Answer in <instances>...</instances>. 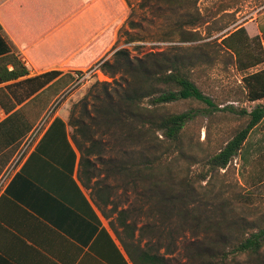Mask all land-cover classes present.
<instances>
[{"label":"trees","instance_id":"obj_1","mask_svg":"<svg viewBox=\"0 0 264 264\" xmlns=\"http://www.w3.org/2000/svg\"><path fill=\"white\" fill-rule=\"evenodd\" d=\"M165 1L180 5L198 0ZM218 1L213 13H196L185 21L182 32L194 37L192 40L195 41L204 39L197 31L200 27H208L219 14L229 15L228 11L244 0ZM26 2L10 0L1 11L14 13L15 7L19 8ZM92 2L79 1L68 14L77 13ZM109 8V20H113V8ZM66 17L54 25H59ZM113 29L112 25L97 40L108 35L109 45ZM259 31L261 38L249 39L244 28L238 26L215 39L219 41L217 45L220 49L233 56L234 66L242 74V98L248 103H257L251 110H236L231 105L219 108L194 80L195 59L165 53L131 57L127 48H121L110 59L102 61L103 58H100L95 62L102 51L83 67L88 69L102 61L99 70L113 81H120L116 102L109 99L102 107L96 108L95 114L100 122L97 118H89L85 96L79 102L81 111L77 118L74 113L78 104L71 107L66 124L55 117L47 130L46 133L59 127L65 132L66 125L70 127L71 139L81 153L80 161L87 180L102 176L105 181L109 176L123 174L130 181L135 178V181L150 185L152 190L148 199L154 206L148 210L147 216H158L161 220L158 226L153 222L140 225L137 216L143 213L138 210H130L127 206L117 210V205L110 200L112 188L102 185V190L107 192L102 203L112 205V213H116L115 231L120 229L117 234L121 236L125 251L134 264H264V215L255 204L264 196L252 190L246 191L236 182L226 181L234 173V158L251 131L264 120V104L258 103L264 101V67L249 72L264 64L262 24ZM48 32H43L35 41ZM134 48H138L137 45ZM8 66L12 67L10 71ZM80 71L63 73L51 70L12 84L16 88H26L28 100L18 109L15 107L23 103V99L8 107L0 99V107L7 114L0 122V140L4 141L0 145V174L34 124L71 91L74 74ZM26 75L28 70L20 53L3 35L0 26V83ZM185 103L190 104L187 111L173 112L168 108L169 105ZM199 105L208 114L220 111L244 118L245 126L238 129L218 151L197 153L198 146L188 137L187 126L198 117ZM86 118L91 121L88 126L84 124ZM101 125L121 133L118 138L124 148L132 147L120 152L122 160L109 158L106 161L103 158L106 149L94 139L91 128L99 129ZM136 147L138 150H133ZM260 156L264 159V153ZM98 163L104 167L103 170H98ZM98 185V181L94 183V186ZM254 185V188L264 187V179ZM174 217L177 226L169 230L168 227L174 223L167 222ZM178 229L182 233L180 243L174 239L176 234H181Z\"/></svg>","mask_w":264,"mask_h":264},{"label":"crops","instance_id":"obj_2","mask_svg":"<svg viewBox=\"0 0 264 264\" xmlns=\"http://www.w3.org/2000/svg\"><path fill=\"white\" fill-rule=\"evenodd\" d=\"M9 1L0 0V26L3 35L20 53L28 75L0 83V99L7 107L23 99V103L16 105L18 109L28 100L26 88L12 84L51 70L63 73L84 70L65 67L70 57L59 62L60 57L53 58L52 54L57 56L64 51L63 56L74 57L76 50L71 53L66 50L69 42L87 37L78 47L84 51L115 22L109 20V15L103 21L99 17L111 11L108 0L101 11L96 8L101 0H93L74 14L68 12L82 0L41 1L43 6L49 5L46 12L37 9V0H27L10 14L1 11ZM90 11L95 14L93 23L90 18L89 22L82 18ZM65 16L63 22L54 25ZM45 31L49 32L35 41ZM115 31L114 28L110 44L95 62L112 45ZM6 116L0 107V122ZM55 117L67 123L66 116L55 113ZM3 143L0 140V145ZM80 159L70 127L66 125L65 132L55 127L44 134L8 181L0 192V264H134L117 234L120 229L115 231L116 213H112V205L102 203L106 190L100 184L94 186L98 177L87 180Z\"/></svg>","mask_w":264,"mask_h":264},{"label":"rangeland","instance_id":"obj_3","mask_svg":"<svg viewBox=\"0 0 264 264\" xmlns=\"http://www.w3.org/2000/svg\"><path fill=\"white\" fill-rule=\"evenodd\" d=\"M41 1L37 5V9H42L46 12L49 5L43 6ZM106 0H101L97 5V9L102 10ZM112 6V13L115 15L113 28H115V36L112 45L107 52L101 57L102 60H108L112 54L121 48H127L131 57L141 58L149 53H165L173 55H183L197 61L195 67L194 80L200 90L209 96L219 108H225L231 105L234 109L251 110L257 103H248L241 96V76L235 66L233 56L217 45L219 41L215 39L222 34L232 31L238 26L244 28L245 34L249 39L261 38L259 25L264 26V0H244L236 8L233 7L228 11L229 15H217L210 21L208 27H200L197 31L202 40H192L191 36L183 33L185 21L193 17L196 13L207 15L213 13L219 1L218 0H198L197 2H184L180 5L167 3L165 0H108ZM59 8L61 5H58ZM108 12L101 13V20L107 19ZM94 11L83 15L85 22H94ZM116 20V21H115ZM105 23V22H104ZM103 23V24H104ZM210 37H207V34ZM87 37H81L69 42V47L66 50L71 53L75 51V56L71 54L63 56V52L52 54L53 58H59V62L70 57L71 61L65 67H86L92 62L107 46L108 35H104L100 41L92 43L91 47L84 51H79L78 47L87 40ZM132 43H128L131 42ZM137 45L138 48H134ZM43 48V53L46 55V50ZM77 53V54H76ZM58 61V59H57ZM264 64L250 70L253 72L263 68ZM100 73V74H99ZM94 72L90 78L83 83L71 87V91L61 97L54 108V113H59L68 118V113L73 105L75 108L74 116L78 117L81 111L79 102L86 96L85 104L89 118H97L95 114L96 108L102 107L105 102L111 99L116 102V92L118 90V82L113 81L101 71ZM109 97V98H107ZM239 100V101H238ZM264 104V101L258 102ZM190 104H174L169 105L170 111L180 112L189 110ZM199 110L198 117L190 122L187 126V135L198 146L197 153L216 152L220 147L225 145L234 133L245 126V119L240 118L227 112H214L208 114L201 105L197 106ZM93 116V117H90ZM87 126L90 125V119L84 121ZM94 139L104 145L106 155L103 157L107 161L109 158L117 161L121 157L123 149L131 150L132 147H127L122 144L117 130L108 129L105 126L92 127ZM117 137V138H116ZM127 147V148H126ZM197 148V147H196ZM133 150L137 151V147ZM261 153H264V120L251 131L245 144L243 145L238 156L233 160L234 173L230 174L226 179L227 182H236L244 187V189L252 190L254 193L264 196V187L254 188V184L264 179V159ZM98 170H103L104 167L97 164ZM99 178L100 185H107L112 188V202L117 207H130V210H138L143 213L140 217L135 216L140 222V225L145 223L160 225L161 220L158 216L149 217L148 210L154 206L149 201L150 191L152 190L148 183L137 180L135 178L130 181L124 176H109L107 180ZM258 210L264 215V198L258 199L256 203ZM142 210V211H141ZM176 218L169 223H174L168 227H176ZM167 220V219H166ZM153 222V223H152ZM178 231L181 233L180 229ZM177 231V233H178ZM176 234V233H175ZM186 234V233H185ZM176 234L175 242L180 243V236ZM187 235V234H186ZM164 242V241H163Z\"/></svg>","mask_w":264,"mask_h":264},{"label":"built area","instance_id":"obj_4","mask_svg":"<svg viewBox=\"0 0 264 264\" xmlns=\"http://www.w3.org/2000/svg\"><path fill=\"white\" fill-rule=\"evenodd\" d=\"M102 61L88 69L75 73L74 74L75 81L73 86L83 83L85 80L90 78V76L94 72L99 73L100 72L99 66L102 63ZM56 103L52 105L40 117V119L34 124L31 130L26 134V136L19 142L12 158L10 159V161L7 163V165L4 167V169L0 174V192L3 190V188L6 186L8 181L12 178V176L19 170V168L24 163L26 158L33 152L39 141L47 132L49 126L51 125L53 119L55 118L54 108L56 106Z\"/></svg>","mask_w":264,"mask_h":264}]
</instances>
